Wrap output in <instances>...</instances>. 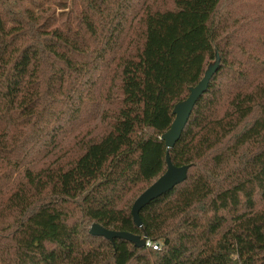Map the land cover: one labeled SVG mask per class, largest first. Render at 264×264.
<instances>
[{
  "label": "trees",
  "instance_id": "16d2710c",
  "mask_svg": "<svg viewBox=\"0 0 264 264\" xmlns=\"http://www.w3.org/2000/svg\"><path fill=\"white\" fill-rule=\"evenodd\" d=\"M227 1L0 0V264H264V0ZM217 53L170 151L188 179L138 228Z\"/></svg>",
  "mask_w": 264,
  "mask_h": 264
},
{
  "label": "water",
  "instance_id": "95a60500",
  "mask_svg": "<svg viewBox=\"0 0 264 264\" xmlns=\"http://www.w3.org/2000/svg\"><path fill=\"white\" fill-rule=\"evenodd\" d=\"M220 62L221 59L217 53L216 61L208 67L203 79L198 83V85L190 89L188 98L174 107V122L170 130L161 137V140L165 143L167 149V171L135 201L132 207L133 220L138 228H142L143 226V222L140 217V213L143 209L155 200L170 193L177 186L183 184L188 179L189 166H174L170 157V151L173 150L180 141L197 103L208 91L213 77L218 72ZM89 232L92 236L104 238L111 243H114L115 240H124L133 244L137 248H145L147 244L146 237L141 238L140 236L125 232L107 230L97 224H94L90 228Z\"/></svg>",
  "mask_w": 264,
  "mask_h": 264
},
{
  "label": "rangeland",
  "instance_id": "374dc122",
  "mask_svg": "<svg viewBox=\"0 0 264 264\" xmlns=\"http://www.w3.org/2000/svg\"><path fill=\"white\" fill-rule=\"evenodd\" d=\"M231 3H234L237 10L243 13H251V11L260 4L256 2V0H228L223 5L222 11L227 12L226 9L231 7Z\"/></svg>",
  "mask_w": 264,
  "mask_h": 264
},
{
  "label": "built area",
  "instance_id": "2783aa9c",
  "mask_svg": "<svg viewBox=\"0 0 264 264\" xmlns=\"http://www.w3.org/2000/svg\"><path fill=\"white\" fill-rule=\"evenodd\" d=\"M146 246H147L148 248H152V249H154V250H159V249H160V247H159L158 245H153V244H151L150 242H147Z\"/></svg>",
  "mask_w": 264,
  "mask_h": 264
}]
</instances>
